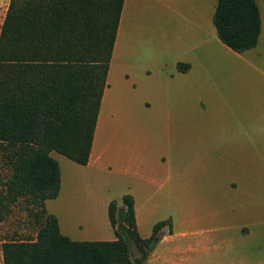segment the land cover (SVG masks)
Here are the masks:
<instances>
[{
    "label": "crops",
    "instance_id": "1",
    "mask_svg": "<svg viewBox=\"0 0 264 264\" xmlns=\"http://www.w3.org/2000/svg\"><path fill=\"white\" fill-rule=\"evenodd\" d=\"M216 1L123 0L87 162L78 164L49 151L58 164L59 188L54 198L44 200V209L56 217L63 235L71 240L115 239L107 205L116 200L121 206L120 197L129 194L141 237L157 221L168 220L170 231L165 225L161 232L166 229L170 240L184 238L189 251L203 246L208 264H264L238 248L221 247L249 240L264 253V0H254L260 19L257 42L240 52L216 35ZM194 106L207 120L204 127L216 135L219 156L235 162L237 177L231 195L210 199L200 193L201 201L197 197L186 203L176 188L177 138L192 127ZM126 109L155 112L159 118L144 128L168 133L170 142L164 145L158 136L149 142L126 141L124 124H114ZM181 145L183 153L188 143ZM161 194L167 212L154 217L158 207L152 205L153 218L141 221L142 208ZM185 203L187 229L178 231L172 212ZM197 205L199 211L208 210L197 215ZM225 228L250 231L220 237ZM165 240L163 236L155 245V264H181L180 258L163 256Z\"/></svg>",
    "mask_w": 264,
    "mask_h": 264
},
{
    "label": "trees",
    "instance_id": "2",
    "mask_svg": "<svg viewBox=\"0 0 264 264\" xmlns=\"http://www.w3.org/2000/svg\"><path fill=\"white\" fill-rule=\"evenodd\" d=\"M122 2L8 0L0 24V220L22 199L36 208L38 226L34 239L1 243L2 264H146L161 228L170 231L160 220L141 237L129 194L121 206L107 205L115 236L108 241L71 240L44 209L59 188L49 151L87 162ZM212 22L233 51L255 46L254 0H217Z\"/></svg>",
    "mask_w": 264,
    "mask_h": 264
},
{
    "label": "rangeland",
    "instance_id": "3",
    "mask_svg": "<svg viewBox=\"0 0 264 264\" xmlns=\"http://www.w3.org/2000/svg\"><path fill=\"white\" fill-rule=\"evenodd\" d=\"M8 0H0V24L2 22L4 12ZM111 107V105H110ZM117 110L114 106L111 107ZM196 108V110H195ZM198 106H194L195 112L192 115V127L187 131H182L178 133L177 145V167L178 175L176 178V188L180 194L183 195L179 198L186 201L194 202V198H200V193H206L209 195H224L229 196L233 192L230 190L232 185L236 183L237 168L235 162H226L222 157L219 156L218 152L221 151V145L217 142L216 135H213L209 129L204 127L206 125V118L203 116L202 112ZM159 117L155 112L146 113L141 109H136L132 112L125 110L124 113H119V119L114 121V124L118 125L123 123L125 126L124 139L129 143L136 139H141L143 141L149 142L152 139L158 138L165 145L169 140V134L165 132H160L157 130L153 131L151 127H145L146 123L151 120H157ZM135 126L143 129L142 132L136 130ZM188 143V146L182 153L181 147ZM5 173L0 167V176ZM1 180V179H0ZM1 187V184H0ZM229 188V189H228ZM209 190V191H208ZM210 191H215L212 194ZM211 199V198H210ZM116 201V200H115ZM201 201V198H200ZM117 202V201H116ZM185 206L178 205L177 209L172 212L177 221V230L186 231L187 227L185 225ZM152 205L158 207V212L155 213L154 217L161 216L167 212L166 197L164 194L158 195L151 199L140 212L141 221L145 219L153 218L150 210ZM199 205L193 207L196 214L199 215L202 211H207L208 207L199 211ZM192 209V208H191ZM36 208L28 204L26 200L17 199L13 203L8 205L7 212H4L3 218L0 220V245L4 240L16 239V240H29L34 239L36 229H37V217L35 215ZM121 224V223H119ZM250 229H236V228H225L221 230L218 235L220 237L236 238L239 233L249 232ZM169 233L165 231L159 233V240L165 236L166 240L161 245L163 256L167 259L170 258H180L181 264H208L207 251L203 250V246L195 247L194 251L187 250V243L184 238H173L170 240L168 238ZM168 238V239H167ZM259 241V240H257ZM158 243V242H157ZM178 247V250L175 248ZM221 247H225L231 250L237 249L239 251H245L251 260L260 259L264 261V253L261 252V248H257L254 243H250L249 240L233 241L231 246L222 244ZM153 249L149 252L146 264H155L153 260ZM132 253L135 252L134 246H130ZM221 251V250H220ZM246 255V254H243ZM0 264L1 261V249H0ZM162 264H170L169 261L163 262Z\"/></svg>",
    "mask_w": 264,
    "mask_h": 264
},
{
    "label": "water",
    "instance_id": "4",
    "mask_svg": "<svg viewBox=\"0 0 264 264\" xmlns=\"http://www.w3.org/2000/svg\"><path fill=\"white\" fill-rule=\"evenodd\" d=\"M122 226V224H118V227H121Z\"/></svg>",
    "mask_w": 264,
    "mask_h": 264
}]
</instances>
